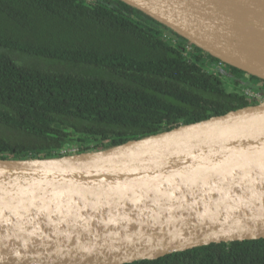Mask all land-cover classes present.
<instances>
[{"label": "water", "instance_id": "obj_1", "mask_svg": "<svg viewBox=\"0 0 264 264\" xmlns=\"http://www.w3.org/2000/svg\"><path fill=\"white\" fill-rule=\"evenodd\" d=\"M264 80V0H121ZM264 238V100L101 150L0 158V264H125Z\"/></svg>", "mask_w": 264, "mask_h": 264}, {"label": "trees", "instance_id": "obj_2", "mask_svg": "<svg viewBox=\"0 0 264 264\" xmlns=\"http://www.w3.org/2000/svg\"><path fill=\"white\" fill-rule=\"evenodd\" d=\"M244 73L121 0H0V158L101 150L248 106ZM125 264H264V238Z\"/></svg>", "mask_w": 264, "mask_h": 264}, {"label": "rangeland", "instance_id": "obj_3", "mask_svg": "<svg viewBox=\"0 0 264 264\" xmlns=\"http://www.w3.org/2000/svg\"><path fill=\"white\" fill-rule=\"evenodd\" d=\"M240 80L243 81V85L244 87V92L247 94V96H249V98H251V96L249 95L250 93H252L254 96H256L255 98H253L251 101V103L254 102H261L264 100V98L262 97V91H264V83L260 82L256 79H254L253 77H251V75L244 73L241 74L239 77ZM231 80L228 81V83L230 84ZM257 95H259L257 97Z\"/></svg>", "mask_w": 264, "mask_h": 264}, {"label": "built area", "instance_id": "obj_4", "mask_svg": "<svg viewBox=\"0 0 264 264\" xmlns=\"http://www.w3.org/2000/svg\"><path fill=\"white\" fill-rule=\"evenodd\" d=\"M250 96H251V98H249V96H248V98L251 100V101H254V100H252L253 98H255L256 96H254L252 93H250L249 94ZM259 95H257V97H258ZM78 149H73V150H70L69 152H76ZM64 153H66L65 151H62V154H64Z\"/></svg>", "mask_w": 264, "mask_h": 264}, {"label": "flooded vegetation", "instance_id": "obj_5", "mask_svg": "<svg viewBox=\"0 0 264 264\" xmlns=\"http://www.w3.org/2000/svg\"><path fill=\"white\" fill-rule=\"evenodd\" d=\"M261 93H262V94H261V95H262V97L264 98V91H262Z\"/></svg>", "mask_w": 264, "mask_h": 264}]
</instances>
